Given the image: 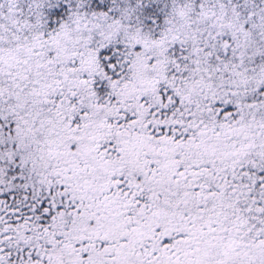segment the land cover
<instances>
[{
	"label": "snow or ice",
	"instance_id": "obj_1",
	"mask_svg": "<svg viewBox=\"0 0 264 264\" xmlns=\"http://www.w3.org/2000/svg\"><path fill=\"white\" fill-rule=\"evenodd\" d=\"M0 264H264V0H0Z\"/></svg>",
	"mask_w": 264,
	"mask_h": 264
}]
</instances>
